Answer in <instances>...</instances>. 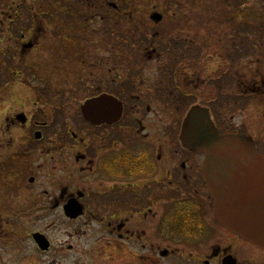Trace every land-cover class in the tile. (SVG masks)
Listing matches in <instances>:
<instances>
[{
	"label": "flooded vegetation",
	"instance_id": "obj_1",
	"mask_svg": "<svg viewBox=\"0 0 264 264\" xmlns=\"http://www.w3.org/2000/svg\"><path fill=\"white\" fill-rule=\"evenodd\" d=\"M7 1L0 264H264L216 220L203 174L212 136L264 160V0ZM198 6L206 29L186 24Z\"/></svg>",
	"mask_w": 264,
	"mask_h": 264
},
{
	"label": "water",
	"instance_id": "obj_2",
	"mask_svg": "<svg viewBox=\"0 0 264 264\" xmlns=\"http://www.w3.org/2000/svg\"><path fill=\"white\" fill-rule=\"evenodd\" d=\"M96 102L82 107L86 116ZM206 128L212 130L209 122ZM212 140L207 151L216 157L207 158L203 174L216 220L229 232L264 248V160L246 137L212 136ZM191 147L200 149L204 145L193 143Z\"/></svg>",
	"mask_w": 264,
	"mask_h": 264
},
{
	"label": "rangeland",
	"instance_id": "obj_3",
	"mask_svg": "<svg viewBox=\"0 0 264 264\" xmlns=\"http://www.w3.org/2000/svg\"><path fill=\"white\" fill-rule=\"evenodd\" d=\"M125 3H129V6L131 4H133V7H143L144 6V2L143 0H124ZM173 0H149V2L147 3V5L151 6L152 9L156 10V11H160V10H164L168 7V4L169 3H172ZM180 2H182V4L180 3L179 5H177L178 7L182 8L184 7L185 5V0H179ZM198 2V0H196ZM7 0H0V9H4L6 8L7 6ZM127 7H129L128 5H126ZM106 8H109L108 6V3H106V6H104ZM199 8V6H198ZM196 10V8H195ZM196 12V11H195ZM194 10L191 11V13L188 15V20L187 18H185L187 21H186V24L187 23H191L190 25H195L196 28L198 29H206V25L207 23H209V13L205 10H202L199 8V11L195 13ZM111 14V13H110ZM180 17V16H178ZM4 18H6V15H3L2 12L0 11V29L3 30L4 28V24L5 22L2 20ZM2 22V23H1ZM142 22L145 23L146 21L144 20V18L142 19ZM124 22H122L123 24ZM44 31L46 34H48V28L46 25H44ZM39 29V28H38ZM57 30V29H56ZM168 33H170V31H167ZM209 35H212V33H210ZM86 49H84V52H85ZM88 51V50H86ZM82 54V53H80ZM139 54H142V53H139ZM143 55H145V53H143ZM57 65H58V69H61V72H62V75L64 77V80L61 81L60 83H65L63 84L65 87L69 86V84L71 83L72 80V74H74L77 69H76V64L75 62H72L71 60H64L63 58H58L57 60ZM78 64V62H77ZM78 72L81 73L80 71V68H78ZM59 75L60 74H57L53 77H50L49 79L46 78L50 84V81L59 86V83H58V78H59ZM68 88V87H67Z\"/></svg>",
	"mask_w": 264,
	"mask_h": 264
}]
</instances>
